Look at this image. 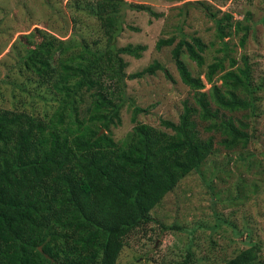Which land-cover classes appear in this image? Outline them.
<instances>
[{
    "label": "trees",
    "instance_id": "trees-1",
    "mask_svg": "<svg viewBox=\"0 0 264 264\" xmlns=\"http://www.w3.org/2000/svg\"><path fill=\"white\" fill-rule=\"evenodd\" d=\"M112 2L115 6L118 3ZM116 12L112 9L106 16ZM207 13L215 17L209 10ZM224 19L230 20L229 16ZM218 29L222 40L225 33ZM36 33L20 39L27 49L19 58V70L31 77L28 82L14 84L18 94L13 95L16 103L11 110L0 107V264H116L126 239L152 221L151 210L213 155L214 137L202 138L201 127L218 134V145L227 151L244 148L254 140L246 132V123L225 116V112L255 109L248 59L242 56L243 66L225 70L226 60L230 68L236 61L227 56L216 58L207 65L205 80L212 87L204 92L200 75L193 76L181 56L186 53L197 68H202L206 44L199 37L159 39L157 50L172 47L171 58L182 84L193 93V105L184 102L177 123L161 120L163 131L137 122V116L147 110L134 106V127L118 144L111 127L120 124L124 102L116 104L95 92L91 104L96 113L85 120L78 117L81 107L74 99L81 88L92 91L98 87L104 70L96 65L103 56L93 53V59L84 58L86 50L79 52L76 46L44 33L43 40L35 42ZM239 44L244 46V38ZM144 51L141 45H110L120 72L125 68L121 55L140 59ZM50 60L57 62L56 70L48 66ZM157 70L164 71L154 62L143 73L153 75ZM58 72L67 83L72 79L74 83L57 86L68 101L46 121L27 109L25 99L33 95L34 78L37 82L47 73ZM218 73H222L220 86L213 84ZM66 107L70 113L65 112ZM8 209L18 212L21 220L7 225ZM173 229L182 230L177 226ZM190 247L181 264L190 262ZM262 253L260 244L254 243L224 264H263Z\"/></svg>",
    "mask_w": 264,
    "mask_h": 264
},
{
    "label": "rangeland",
    "instance_id": "rangeland-1",
    "mask_svg": "<svg viewBox=\"0 0 264 264\" xmlns=\"http://www.w3.org/2000/svg\"><path fill=\"white\" fill-rule=\"evenodd\" d=\"M112 1L0 0V107L11 110L16 103L13 95L18 94L14 84L25 83L26 79L28 82L31 77L19 70V58L27 49L20 39L36 30L35 42L43 40L44 33L76 46L79 52L86 50L85 54L81 52L84 58L93 59V53L103 56L96 65L104 70L98 87L92 91L81 88L74 99L76 106L78 101L81 107L78 117L85 120L96 113L91 104L95 92L116 104L124 102L119 112L120 124L111 127L118 144L127 139L134 127V106L147 110L137 116V122L163 131L161 120L177 123L184 102L193 105V93L182 84L171 58L172 47L157 50L159 39L199 37L206 44L202 68H197L186 53L181 56L192 75H200L204 92L212 87L205 80L207 65L227 56L236 61L233 68L227 60L224 62L225 70H231L243 66L241 57H247L254 82L251 97L255 109L225 112V116L246 123V132L254 140L244 148L227 151L218 145V134L207 133L201 127L202 138L214 137L213 155L151 210L152 221L126 239L116 264H181L190 244L188 264H224L254 243L260 244V260L264 264V0H116V6ZM206 7L215 17L207 13ZM112 9L117 12L107 17ZM225 16L230 20H225ZM218 27L225 33L222 40L218 38ZM241 38L244 46L239 44ZM111 44L116 48L141 45L145 51L140 59L121 55L125 68L120 72L110 54ZM154 62L164 71L143 73ZM48 66L56 70L57 62L50 60ZM59 74L62 73H47L42 80L36 82L34 78L31 82L33 95L25 100L34 116L47 121L67 104L66 95L57 86L73 85L74 80L67 83ZM221 74L214 76L216 86L221 84ZM65 112L70 113L67 107ZM94 126L99 129L98 123ZM21 217L15 210L6 211L7 225ZM175 226L182 230L173 229Z\"/></svg>",
    "mask_w": 264,
    "mask_h": 264
},
{
    "label": "water",
    "instance_id": "water-1",
    "mask_svg": "<svg viewBox=\"0 0 264 264\" xmlns=\"http://www.w3.org/2000/svg\"><path fill=\"white\" fill-rule=\"evenodd\" d=\"M101 133V132H100Z\"/></svg>",
    "mask_w": 264,
    "mask_h": 264
}]
</instances>
